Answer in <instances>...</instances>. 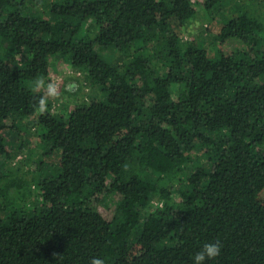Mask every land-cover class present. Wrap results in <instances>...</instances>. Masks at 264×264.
Masks as SVG:
<instances>
[{
  "label": "trees",
  "instance_id": "trees-1",
  "mask_svg": "<svg viewBox=\"0 0 264 264\" xmlns=\"http://www.w3.org/2000/svg\"><path fill=\"white\" fill-rule=\"evenodd\" d=\"M252 5L232 8L209 53L181 35L193 0H0V156L6 122L34 116L58 154L33 188L0 167V264H193L216 241L204 264H264V16ZM58 59L97 95L40 114L47 93L25 83L47 84Z\"/></svg>",
  "mask_w": 264,
  "mask_h": 264
},
{
  "label": "rangeland",
  "instance_id": "rangeland-1",
  "mask_svg": "<svg viewBox=\"0 0 264 264\" xmlns=\"http://www.w3.org/2000/svg\"><path fill=\"white\" fill-rule=\"evenodd\" d=\"M196 7V17L191 20L185 28L181 29L182 38L188 41H193L195 45L208 49L209 53L213 49V37L218 33L219 29L230 19L233 15L232 8L235 6H242L245 4L257 3L258 9L264 16V0H218L208 12L202 9L203 0H193ZM30 6H36L40 9L38 1H30ZM252 5V6H253ZM263 35V36H262ZM261 37L264 39V33ZM224 52H229L236 49L242 54L245 48L235 43L221 45ZM111 55H108L110 58ZM52 73L47 84H51L55 89V96L48 98V110L55 114H64L68 112L74 104H82L88 100L96 97L97 91L84 80V76L77 70L70 68L66 62L58 59L56 62L51 60ZM164 70L160 68V72ZM36 81L26 82L25 86L34 87ZM37 116L30 119L14 122L15 127H12V120L6 122L7 131L4 133L7 151L11 157L6 160L0 156V167L4 171H13L17 174H26L30 187L33 188L32 178L36 172V176L44 174L42 170L45 165H52L58 162V154L51 152L47 144L41 143L39 138V128L35 125ZM202 158L205 166H209L211 162L207 163L202 152L197 154ZM207 163V164H206ZM45 166V167H44ZM191 169L187 168L186 176H189ZM147 179L154 180L156 177L152 174L145 175ZM117 196H109L103 199L97 205L98 211L110 220L114 214V204ZM4 215L0 214V218Z\"/></svg>",
  "mask_w": 264,
  "mask_h": 264
},
{
  "label": "clouds",
  "instance_id": "clouds-1",
  "mask_svg": "<svg viewBox=\"0 0 264 264\" xmlns=\"http://www.w3.org/2000/svg\"><path fill=\"white\" fill-rule=\"evenodd\" d=\"M35 87L38 89H43L47 93V98L42 95L36 107L40 114H44L47 110V99L55 96V89L51 84H46L43 78L36 81ZM221 250L219 241L215 243H206L203 245L202 249L194 254L192 257L193 264H204L206 259H214L218 256ZM90 264H105L104 260L99 257H93Z\"/></svg>",
  "mask_w": 264,
  "mask_h": 264
}]
</instances>
